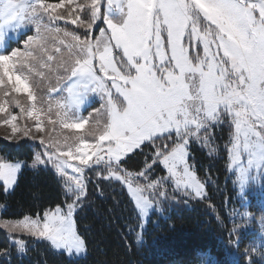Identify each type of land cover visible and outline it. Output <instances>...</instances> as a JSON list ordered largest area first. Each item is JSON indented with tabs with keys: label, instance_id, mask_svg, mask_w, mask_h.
Returning a JSON list of instances; mask_svg holds the SVG:
<instances>
[{
	"label": "snow or ice",
	"instance_id": "1",
	"mask_svg": "<svg viewBox=\"0 0 264 264\" xmlns=\"http://www.w3.org/2000/svg\"><path fill=\"white\" fill-rule=\"evenodd\" d=\"M45 16L49 24L43 22ZM58 20L85 32L78 35L50 26ZM98 22L107 27L93 38ZM29 25L36 35L27 37L24 50L0 54V87L7 82L12 92L35 102L29 77L44 79L39 69L52 72V62L57 61L55 70L63 74L48 91L67 93L54 105L62 127L85 129L92 113L89 118L72 117L89 95L103 101L94 113L102 114L104 122L94 120L88 132L91 142L78 137V146L64 145L41 137L44 151L34 154L31 162L0 157L4 194L15 190L25 170L38 174L51 166L64 196L34 217L0 222L9 233L43 243L69 264L86 255L76 216L89 203L87 169L98 181L126 188L140 221L132 231L145 229L149 210L162 211L166 202L204 200L211 177L197 176L189 160L190 145L197 143L215 155L213 129L225 124L230 134L224 147L238 194L243 197L256 178L264 177V0H0V45L6 44L8 32ZM53 34H62L58 44L63 51L59 46L52 50L58 56L45 43ZM62 80L70 81L64 89L59 86ZM15 103L23 114L20 102ZM52 106L50 102L48 112ZM40 111L33 103L27 117L36 121L35 131L43 133ZM0 113L8 114L4 123L13 137L18 132L30 136L32 129L18 127V117L6 102H0ZM56 122L47 119L49 125ZM149 145L150 156L144 151ZM141 155L143 163L130 170ZM159 168L166 175L154 177ZM96 188L103 195L99 183ZM23 235L9 236L21 256L29 243ZM11 255L6 249L0 259ZM199 256L200 264H216L210 253ZM246 260L251 264L247 253Z\"/></svg>",
	"mask_w": 264,
	"mask_h": 264
},
{
	"label": "trees",
	"instance_id": "2",
	"mask_svg": "<svg viewBox=\"0 0 264 264\" xmlns=\"http://www.w3.org/2000/svg\"><path fill=\"white\" fill-rule=\"evenodd\" d=\"M63 14H67L66 10ZM213 133L215 155H209V150L197 143L190 145V162L195 164L197 176L211 177L207 198L190 200L187 205L165 203V216L154 214L141 235L140 229L131 230L140 221L126 190L118 183L110 185L107 181H98L92 170H88L89 203L76 216L77 227L86 239V256L75 264H200V253H210L216 264H231V254L236 255L238 264H247L246 253L251 257V264H264V243H261L264 228L258 224L264 223V191L258 201L253 198L250 204L254 221L250 222L252 227H248L247 220L237 215L242 206L224 147L230 129L225 124L214 128ZM36 149L40 150L27 143L20 147L8 144L3 153L8 154L11 161L31 162ZM144 151L150 156L153 149L149 145ZM143 160V155L137 157L129 165L130 170H135ZM165 174L159 168L153 176ZM97 183L103 195L98 194ZM63 200V191L53 170L48 168L38 174L25 170L10 195L0 191V207H5L1 216L5 220H20L25 215L34 217ZM28 245L26 254L21 256L11 245L7 233L0 230V252L12 250L11 257L0 259V264H69L66 258L54 255L43 243L29 242Z\"/></svg>",
	"mask_w": 264,
	"mask_h": 264
},
{
	"label": "rangeland",
	"instance_id": "3",
	"mask_svg": "<svg viewBox=\"0 0 264 264\" xmlns=\"http://www.w3.org/2000/svg\"><path fill=\"white\" fill-rule=\"evenodd\" d=\"M77 2H79V0H77ZM66 8H67V6H66ZM64 10H66V9H61L59 11L61 13H63ZM43 22L45 24H49V20H48L47 16L44 17ZM50 26L51 27H60L62 29H66L68 31L75 32L78 35H83L85 32V30L83 28H80V27H77L76 25L70 24L65 20L55 21ZM106 27L107 26L104 25L102 22H98V24L92 30V33H91L92 37L95 38L96 36H98L99 35V29L100 28H106ZM35 35H36V32H35L34 26H31V25L25 26L21 29H18L16 32H8L7 37H6V44L0 45V54L10 53L12 50H15L17 48L24 50V44H25V41L27 40V37L28 36H35ZM59 38H62V34L60 35V37H57L55 34H53V35L49 36L45 42L49 51L53 55H57V56L59 54H56L52 50L55 47L59 46L62 48V51H63V46L58 44ZM56 63H57V61L52 62L53 69H54L52 72H48L44 69H39L40 71L45 72L44 79H41L39 76H34V75L29 77V83L32 86V90H33L34 95L36 96L35 102L29 101L26 95L17 94L15 92H12L11 88L7 84V82H5V85L3 87H0V102H6L9 112L17 115L18 119H17L16 123H17L18 127H20V128L30 127L32 129L30 136L26 137V136H23L20 132H18L16 134V136L13 137L11 128L6 123H4V119L8 114L7 113H0V157L7 158L9 162H15L17 160L11 161L8 157V154L3 153L4 149L6 148V146L8 144L12 145V146L16 145V147H20V145L22 143H27L30 147H32L34 149L36 147H39L40 150L36 149L35 154L36 153H42L44 151V146H42L39 143V140L41 137H43L46 141L51 139L53 141H59L61 144H64V145H77L78 146V140H77L78 137L82 138L83 142H91L93 140V137L88 135V132L90 131L92 124L94 123L95 119H99L101 121V123L104 122V116L102 114H95L94 113V109L99 108L100 105L103 103V101L100 99L99 95H89L88 103L81 106L78 114L74 115L72 117V119H76L77 116L83 117V118H89V114L92 113L93 117L91 119H89V124L86 125L85 129L77 132L75 130H69V129L62 127L61 122L59 120H57V117H56V112L58 111V109L54 105H55L56 100H59L61 98V96H67V93H66V91L52 92V93H49V91H48L50 84L52 86H55L57 84V79H56L57 75L63 74L62 70L60 72H57L55 70ZM69 84H70V81H68V80H62L59 82V86L62 89L66 88ZM5 91H8L10 94L4 95ZM17 100L20 102V106L25 109V112L23 114H21L20 108H18L16 106L15 101H17ZM50 102L53 106H52V111L48 112ZM33 103H35L36 108L42 109V111H40L39 115L41 117L42 125L45 127V132H43V133L36 132L35 131L36 121L34 119H29L27 117V111L32 110ZM48 118L56 120L57 122L52 124V125H49V124H47ZM7 152H10L9 149H7ZM189 160H190V157H189ZM49 168L51 169V166H49ZM88 170H90V169H87L86 171L88 172ZM229 172L231 175L234 176L233 169L229 168ZM234 180H235V176H234ZM124 189L126 190V188H124ZM263 191H264V177H261V178H256L255 184L247 190V192L244 194L243 197L241 195H239L237 192L238 199L240 200V204L242 206V210L239 211V214H240L239 217L241 215H243L244 213L249 214L248 217L245 218L247 220L246 224L248 225V227H252V225H250V222L254 221L253 213L249 209L250 204H251L253 198H255V199L257 198V201H258L259 198L262 197ZM126 192H127V190H126ZM127 194L129 195L128 192H127ZM129 197H130V195H129ZM193 200H196V199H193ZM198 201H202V200H198ZM171 202H175V201H171ZM165 209H166V207H165V203H164L162 205V211H155L154 209L149 210V217L145 218V225H146L145 229L140 230V235L143 234L147 230L148 225L150 224L151 219H152L154 214H158L161 217L165 216L164 215ZM4 210H5V207L1 206L0 207V222H3V221H8V222L19 221V220H5V219H3L1 215L4 212ZM20 220H22V219H20ZM258 224L261 227V229L264 228L263 222H260ZM0 230L7 233L8 239H9L10 235L12 237H20L23 235L22 233H19V232L9 233L7 228H5V227H0ZM263 235H264V233H263ZM23 239L26 242H28L30 240V238L26 235H23ZM10 243L13 246L11 241H10ZM261 243H264V238H263V241ZM85 256L86 255H84L82 258H84ZM82 258H80V259H82ZM230 258H231V264H238V260H237V257L235 254H231Z\"/></svg>",
	"mask_w": 264,
	"mask_h": 264
}]
</instances>
